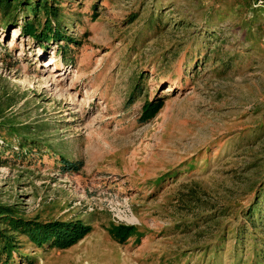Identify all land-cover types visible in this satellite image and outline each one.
<instances>
[{
    "label": "rangeland",
    "instance_id": "374dc122",
    "mask_svg": "<svg viewBox=\"0 0 264 264\" xmlns=\"http://www.w3.org/2000/svg\"><path fill=\"white\" fill-rule=\"evenodd\" d=\"M140 1L64 0L66 12L80 18L69 28L82 40L74 64L64 62L54 42L43 48L19 27L0 25V85L18 98L11 110L23 121L47 122L56 146V153L5 155L0 202L16 204L28 218L81 219L92 226L67 249L38 248L23 237L22 252L34 256L30 264H201L197 251L213 245L222 226L236 219L224 215L198 227L191 220L224 207L237 213L261 176L264 134L259 139L254 134L264 130V36L258 50L248 53L243 29L229 19L221 31L224 52L238 53L233 61L215 67L212 60L197 75L171 81L151 62L148 93L129 102L134 65L184 37L171 26L163 36L147 39L139 54L131 50L146 14ZM163 1L176 3L171 16L180 13L196 22L217 3ZM139 7L140 23L125 36L126 18ZM154 96L163 97L164 105L140 122L145 100ZM60 154L82 161V169L64 171ZM172 169L182 172L156 181ZM120 224L136 231L125 242L110 231ZM186 225L192 229H183ZM225 247L219 255L230 264L231 241ZM186 251L193 257L178 262Z\"/></svg>",
    "mask_w": 264,
    "mask_h": 264
},
{
    "label": "trees",
    "instance_id": "16d2710c",
    "mask_svg": "<svg viewBox=\"0 0 264 264\" xmlns=\"http://www.w3.org/2000/svg\"><path fill=\"white\" fill-rule=\"evenodd\" d=\"M63 2L64 0H0V25L19 27L21 35L31 38L43 48H48V44L54 42L58 45L64 62L74 64L76 59L74 50L77 49L75 46H80L82 40L73 36L69 28H72L80 18L72 17L66 12ZM144 2L145 8L142 10H145L146 14L141 19V26L132 35V44L129 47L131 50L137 49L139 54L144 50L147 39L163 36L171 26L174 28L173 33L183 31L184 37L165 47L150 60L143 59L140 63L138 57L136 61L138 63L134 65L138 69L133 72L131 78L129 102L140 98L143 93H148L144 85L151 62L160 67L171 81V77L175 79L184 74L197 75L199 69L212 60L217 62L215 67L218 65L224 67L233 61L238 53L224 52L223 44L226 41L221 31L222 24L229 19L243 29L247 43L245 51L248 53L258 50V44L264 36V0H235L233 4H226L224 9L221 5L224 0H216V5L201 14L198 22L180 13L171 16L170 13L175 9L176 3L141 0L139 5ZM237 5L240 7L237 8ZM92 7V17L95 19L99 16L98 3L94 2ZM139 9L140 7L132 11L126 18L127 27L123 32L125 36L140 23ZM16 96V92L0 85V138L3 142L0 145V166L8 165L9 160L5 155L9 154L13 157H24L33 151L45 150L56 153L55 142L48 138L54 130L47 127V122L23 121L11 110L18 103ZM163 105L164 98L161 96L146 99L139 121L151 120ZM256 130L254 135L259 139L264 130L261 128ZM60 162L66 172H78L84 165L82 161L71 160L64 154H60ZM188 167L192 169L194 164ZM181 172L172 169L156 181L176 177ZM238 210L236 213L230 207H224L219 212L201 213L191 220L198 227L224 215L236 219L222 226L213 245L203 246L197 251L201 264H228L223 262L219 255L220 252L226 251L225 244L228 241H231L228 253L230 264H264V167L251 189L248 203ZM185 222L186 220H183L182 224L185 225ZM91 229L92 226L81 219L28 218L16 204L0 202V264H15L17 261L33 263L34 256L22 252L23 237L38 248L50 246L67 249L78 243ZM183 229L189 231L192 226L186 225ZM110 231L119 242H125L131 234L136 233L134 227L124 224L114 225ZM190 255V252L186 251L179 255L177 260L180 262L181 259L192 258L193 254ZM211 255L212 258H209ZM169 263L174 262L170 260Z\"/></svg>",
    "mask_w": 264,
    "mask_h": 264
},
{
    "label": "built area",
    "instance_id": "2783aa9c",
    "mask_svg": "<svg viewBox=\"0 0 264 264\" xmlns=\"http://www.w3.org/2000/svg\"><path fill=\"white\" fill-rule=\"evenodd\" d=\"M252 1H255V0H252ZM259 2H262V1H259Z\"/></svg>",
    "mask_w": 264,
    "mask_h": 264
}]
</instances>
